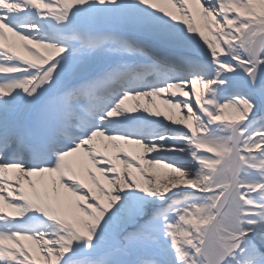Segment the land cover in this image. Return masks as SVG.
Wrapping results in <instances>:
<instances>
[{"label":"snow or ice","instance_id":"6c2138e0","mask_svg":"<svg viewBox=\"0 0 264 264\" xmlns=\"http://www.w3.org/2000/svg\"><path fill=\"white\" fill-rule=\"evenodd\" d=\"M0 264H264V0H0Z\"/></svg>","mask_w":264,"mask_h":264}]
</instances>
